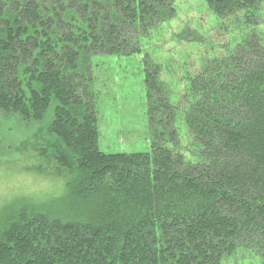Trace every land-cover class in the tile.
Masks as SVG:
<instances>
[{"label":"trees","instance_id":"obj_1","mask_svg":"<svg viewBox=\"0 0 264 264\" xmlns=\"http://www.w3.org/2000/svg\"><path fill=\"white\" fill-rule=\"evenodd\" d=\"M176 2L0 0V111L73 164L57 207L5 208L0 264H264V0H204L206 30ZM163 27L204 50L158 64ZM103 54L141 58L149 150L98 147Z\"/></svg>","mask_w":264,"mask_h":264},{"label":"rangeland","instance_id":"obj_2","mask_svg":"<svg viewBox=\"0 0 264 264\" xmlns=\"http://www.w3.org/2000/svg\"><path fill=\"white\" fill-rule=\"evenodd\" d=\"M176 5L178 15L172 25L185 18L186 21L195 20L196 26L199 20L206 30L211 23H215L206 10L204 0H177ZM200 31L202 34V29ZM160 33L163 40L158 42V54H153L158 64H167V59L173 55L177 59L178 53L179 56L188 52L194 55L204 50V46L172 40L168 27H163ZM93 60L96 63L92 72V86L96 91L94 108L99 149L112 153L149 150L147 102L140 56L103 54ZM189 62L188 57V62L183 63L186 69ZM194 63L196 60H193ZM162 68L165 69L160 73L162 80L174 78L178 71L177 66L171 70L164 66ZM67 154L60 140L47 133L45 124L35 126L20 123L0 111V220L7 210L5 208L15 201L32 199L44 204L54 200L52 206L57 207V199L65 188L67 176L64 175L73 166Z\"/></svg>","mask_w":264,"mask_h":264}]
</instances>
